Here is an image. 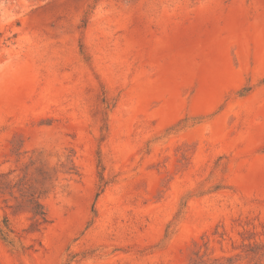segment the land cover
Wrapping results in <instances>:
<instances>
[{
  "label": "rangeland",
  "instance_id": "1",
  "mask_svg": "<svg viewBox=\"0 0 264 264\" xmlns=\"http://www.w3.org/2000/svg\"><path fill=\"white\" fill-rule=\"evenodd\" d=\"M0 264H264V0H0Z\"/></svg>",
  "mask_w": 264,
  "mask_h": 264
}]
</instances>
